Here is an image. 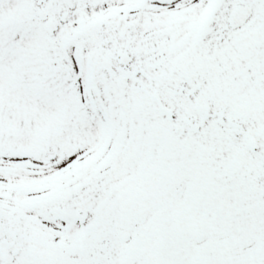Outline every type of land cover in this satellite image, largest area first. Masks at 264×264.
<instances>
[{
  "label": "snow or ice",
  "instance_id": "snow-or-ice-1",
  "mask_svg": "<svg viewBox=\"0 0 264 264\" xmlns=\"http://www.w3.org/2000/svg\"><path fill=\"white\" fill-rule=\"evenodd\" d=\"M0 264H264V0H0Z\"/></svg>",
  "mask_w": 264,
  "mask_h": 264
}]
</instances>
